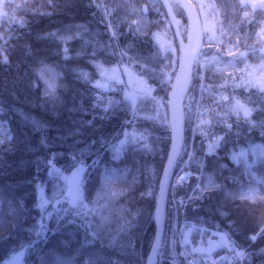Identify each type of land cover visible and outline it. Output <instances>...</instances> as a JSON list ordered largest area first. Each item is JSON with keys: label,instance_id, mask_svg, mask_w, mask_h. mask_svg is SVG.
Returning a JSON list of instances; mask_svg holds the SVG:
<instances>
[{"label": "trees", "instance_id": "16d2710c", "mask_svg": "<svg viewBox=\"0 0 264 264\" xmlns=\"http://www.w3.org/2000/svg\"><path fill=\"white\" fill-rule=\"evenodd\" d=\"M6 1L7 15L0 18V109L3 110L0 115V123L3 122L0 127V190L3 192L0 260L9 258L14 250L23 249L24 264H32L31 260H37L42 252H48V257L55 260L66 257L72 264H143L156 227L151 223L141 230L136 225L134 232L133 221H128V217L140 219L145 216L143 208L147 204L141 199L140 190L146 184L157 187L165 166L171 136L167 117L156 123L152 111L158 107L161 100L158 96L162 95L160 112L167 115L172 83L169 77L174 75L179 62V54L174 48L177 41L160 1L151 2L153 9L146 25L143 21L132 20L131 0H23L16 14L13 13L16 0ZM192 1L209 5L203 0ZM242 1L245 0H213L211 7L218 9L225 34L230 33L231 41L225 43L224 51L235 54L239 60L253 62L263 45V37L256 41L254 35L264 32V13L258 20L252 18L253 13L246 15ZM100 4L108 18H104ZM140 16H143L141 12ZM235 35L240 36L239 43L233 40ZM161 41H165L164 46ZM117 55L118 62L129 66L136 78L134 85L130 81V86H141L137 92L140 94L138 109L131 105L129 89H124L126 80L103 81V76L96 74L104 66H119L115 63ZM97 62H102V66H97ZM211 72L208 71L211 83L205 84L209 92H203V103L209 104L212 100L210 88L218 87L212 84ZM198 73L199 69L193 75L190 93L184 101L186 130L190 127V108L194 103L187 95H198ZM104 86H108V90ZM246 87L243 84L233 92L235 95L245 90L243 104L240 101L239 105L231 103L236 97L233 96L231 101L212 105V122L207 123L205 119L206 127L201 126L193 138L189 136L185 140L183 150L190 154L188 167L197 169L204 161V181L212 174L219 183V188L202 191L190 204L188 216L225 231L231 239V252L239 254V264H264V227L261 219H256L259 214L247 200L240 203L241 207L235 204L238 197L231 203L223 198L229 188H239L250 177L257 173L260 176L264 171V157L256 158L259 152L253 148L249 147L250 155L255 157L253 165L247 164L250 163L247 160L236 164L232 159L234 153L247 143L256 141L264 146V135L254 130L264 129L263 89ZM146 91L158 95V104L152 107L154 96L145 95ZM146 110L151 114H146ZM201 110L204 112V107ZM245 112H250V116H245ZM135 126L140 134L133 135L132 139L141 142L143 148L133 153L132 162L127 163L132 167L125 171V161L119 163L111 159V154H105L109 153L106 147H110L112 153L111 147ZM208 129L210 133L224 132L226 140L217 153L204 157L203 135ZM78 166L85 167L84 191L86 182H93L91 194L99 184L115 185L107 181L108 173L112 178L119 174L126 176L123 181L120 179L122 183H116L121 185L124 193H114L117 196L112 202L115 205L117 202L118 206L113 226L104 231L108 237L101 235L102 230L97 228L92 216L80 220L77 212H73L77 216L74 224L65 221L55 229L53 223L48 222L46 229L38 231L41 225L38 212L45 202L42 199L45 197L48 204L56 202L49 195V183L46 184L56 174L53 169L59 171V176ZM244 167L252 171L246 173ZM261 181L264 183V178ZM156 195L157 192L151 193V203H155ZM22 202L28 217L20 207ZM57 205L59 211L61 203ZM243 205L252 209L251 214L245 213ZM121 229H127V234L119 235ZM19 230L28 236L21 238L19 235L16 240ZM44 231L48 233L39 237ZM121 237H124L123 242ZM118 242L124 245V253L108 246ZM165 256L168 258V254ZM163 264L171 263L165 259Z\"/></svg>", "mask_w": 264, "mask_h": 264}, {"label": "rangeland", "instance_id": "374dc122", "mask_svg": "<svg viewBox=\"0 0 264 264\" xmlns=\"http://www.w3.org/2000/svg\"><path fill=\"white\" fill-rule=\"evenodd\" d=\"M154 0H147L144 1L143 3H138L136 0H131L132 8L131 12L133 13L132 15V20L134 21H143V23L146 25L148 24V16L149 13L153 8L151 5V2ZM161 3V7L164 9L165 15L167 16L168 21L171 23L172 26V32L173 36H175V39L177 43L175 44V49H177V53L179 54V60L181 58V45L177 40L176 32H175V26H174V19L172 20L169 17V14L164 6V3L162 0H159ZM206 4L209 5H199V2L194 3V5L197 7L199 10L200 16H201V21H202V28H203V45L202 49L200 50V53L196 57V68L199 69L198 78L200 81L199 85V90H198V95H187V99L193 98L194 103L193 106L190 108V114L192 116L191 122H190V127L188 130L185 129V140L189 138L194 137V133L197 132L198 130H201V126H204L203 128L206 127L207 123H211L214 117L211 116V111H212V105L216 106L219 103H225L228 101H231V98L233 96L234 101L231 102L233 104L239 105V101L243 104V96L245 94V90H241L239 93L235 94L236 91H238L243 84H246V88L250 87H259L261 90L263 89V94H264V32H260V35H254V40L259 41L262 37V46L261 49L258 51V58H256L253 62H250L248 60L240 59L236 60L235 58H230V53L225 52L224 49L226 48L225 43H228L231 41V38L229 39L230 33L225 34V25L223 22L220 20V15L218 9H215L211 7L213 5L212 1L213 0H203ZM23 0H16L15 4H13V13H17L19 7L21 6ZM49 2H53L52 0H49ZM173 11L175 13L176 19L179 24V28L181 31V34L183 35L184 39L187 40L188 38V29H189V20L188 16L185 13L182 5L178 0H169ZM264 0H245L244 2L242 1L243 6L245 7L243 10V13L246 15H249L250 13H253L254 19L258 20L260 17H262L264 13V6L263 5ZM238 7L240 6L239 4L237 5ZM101 10L103 12L104 18H108V14L104 9L102 8L100 4ZM158 7V5L155 7V9ZM255 10L254 12H252ZM12 11V10H11ZM140 12L143 15L142 17L140 16ZM7 15V1L6 0H1L0 2V18L2 16ZM147 18V19H146ZM245 18V17H244ZM147 20V21H146ZM228 26H230L228 24ZM236 37L233 38V40H240V36L235 35ZM253 37V35H252ZM163 40V38H162ZM239 43V41H238ZM161 45H165V41H161ZM119 56H116V59ZM115 63H119V66H104L102 76L104 79L103 81L111 80L112 81H118L122 82L125 81L124 89H129L127 91V94H130V100H131V105H133L134 109L137 108V103L140 101L139 95L137 92L138 90L140 91L141 86L134 87V82L136 78L133 75V72L129 69V66H126L125 64H122L121 62H118L120 58L117 59ZM125 60V58H124ZM106 64V62H105ZM179 64V62H178ZM212 65V66H211ZM207 66L211 67L209 70H211V79L214 81L212 84H217V88H210V95L211 97V103H203L204 101V94L203 92H209L207 86L205 84L211 83L208 78V68ZM174 73L176 75L177 73ZM208 70V71H207ZM173 76H170L169 79L172 80ZM130 81L133 82V85L130 86ZM222 83V84H220ZM107 84V82H105ZM172 84V83H171ZM194 86V85H193ZM172 87V85H171ZM214 87V86H213ZM105 90H108V86L103 87ZM193 88V87H192ZM261 90H258L261 92ZM171 91V88H170ZM170 91L168 94V99H167V105L169 104V97H170ZM152 92V91H151ZM234 92V93H233ZM145 95L151 96V98L154 96V101L151 99V105L152 107L157 103V96L154 93L148 94V92H144ZM190 93V90L189 92ZM142 94V93H141ZM254 94V93H253ZM256 94V93H255ZM156 95V96H155ZM159 101L158 107L154 108V121L156 123H160L159 119L163 120V118L167 117V123L169 126V133H170V145L168 146L167 149V156L165 158V163L167 162L168 159V154L169 150L171 148V144L173 142V135H172V130H171V125H170V119H169V111H167V115L165 113L160 112V109L162 110L163 108V97L162 95L158 96ZM263 99V97H262ZM242 100V101H241ZM264 101V100H261ZM205 102V101H204ZM256 102V100L254 101ZM190 104V102H188ZM211 105V106H209ZM201 107H204V112H202ZM232 107V105H231ZM138 109V108H137ZM203 109V108H202ZM224 110V108H223ZM151 114V111L146 110V114ZM163 114V116H162ZM189 114V116H190ZM185 116V115H184ZM245 116H250V112H245ZM244 118V117H242ZM207 121L205 124L204 121ZM203 124V125H202ZM3 125V122L1 121L0 127ZM262 126V125H261ZM260 128V127H259ZM257 128L254 129L257 131L258 134L264 135V129L262 128ZM259 129V130H258ZM243 133V132H242ZM242 133H240L242 135ZM138 135L139 133V128L138 126H135V128L130 129L127 133L124 134L123 138L117 143V145L111 147L112 153H110V147H106L107 152L105 153L106 155L109 156L111 154V159H113L116 162H123L125 161L124 164H127L128 162H132L133 160V153L137 151L138 149L143 148V145L140 144L141 142L135 141L132 139L133 135ZM244 135V134H243ZM204 136V154H212V153H217L219 148L221 147L222 143L226 140V135L222 131H217L216 133H210L209 129L205 132ZM140 145V146H139ZM249 147L253 148L255 152H259L257 154V157H264V146L259 143V142H253V143H247L245 147H241V149L237 150L236 153H234V157L232 158L236 164H238L241 161L247 160L250 163V165H253L254 163V156H251L249 152ZM256 155V153H255ZM253 157V158H252ZM161 159V157L159 156ZM162 160V159H161ZM187 160V162L190 161V154L187 153L185 154V150L181 152L179 155L178 161L181 164L184 163ZM162 162V161H160ZM246 164V165H247ZM262 164H264V161H262ZM132 164L129 163L124 166L125 171H128L132 166ZM188 165V163H187ZM185 165V166H187ZM104 166H106L107 170V163L104 162ZM255 167V166H254ZM263 167V166H261ZM79 168H74L73 170L67 171V172H61V175L57 176V172H59L56 169H53L56 174L51 178L49 183V195L54 199V201H58V203H61L62 208L57 212V218L58 221L54 218L52 219L51 222L55 223V225H52L56 228H59L61 223H64L65 221L68 220H75L77 219V216L73 215V212L76 213L75 208L78 210L76 214L79 215L78 219L83 220V218H87L88 216H92L93 220L96 222L97 228L102 230L101 235L108 237V235L104 234V231H108L109 228L113 226L114 222V212L117 209V202L116 205L113 204V197L117 196L114 193H118V191H121L120 193H124V190L121 189V185H117L116 183H122L124 177H126L123 174H119L117 177L112 178L111 174L108 173L107 176V181L115 183L114 186L110 185H102L99 184V186L93 191V194L89 193L91 188L93 187V182H86L87 188L85 187V191L83 188V178L84 174L83 172H80ZM180 168L177 167V170L179 171ZM51 170V171H53ZM176 170V171H177ZM234 170V169H233ZM243 171L248 173L249 171L251 172L252 169L249 170L248 167H244ZM235 173V171H234ZM260 176L257 173L255 177H250V180L245 182L244 185H240L239 188L238 186L235 188H229L227 192H225V195L223 198L228 199V201L233 202L236 197L239 199L235 201V204L241 206V202L247 200L249 202L250 207H254V211L259 214V216H256V219L259 221L261 226L264 227V197L262 196V185L259 183L261 181V178H264V171L260 172ZM251 176V174H249ZM205 175L202 174L200 177L199 174H195L193 178L191 179L192 181L190 182L193 185H190V187H184L180 186L177 184H174L171 188V191L169 190V197H168V206L166 207V218L167 221L165 222V229H164V243H163V248L166 250L164 254H168V258H161L163 255H159V258H157L156 264H163V260L169 259L171 264H179L180 259V249H181V243L184 240V237L182 238L183 231L181 232L179 230L180 226L177 228H170L171 223L175 222L177 218V213L178 211H184V208L187 205V200L186 199H181V197H185L189 195L191 197V192L194 187L195 193L194 195L189 199V205L194 202L195 197L197 198V193L199 191H203L207 188H219V183L215 180V177L212 174H209L204 181ZM258 178V179H255ZM120 179L122 181H120ZM116 180V181H115ZM130 179L127 177V182ZM208 182V183H207ZM262 182V181H261ZM160 184H161V177L158 180V185L157 187H153L152 185L150 186L149 184H146L145 187H142L140 190V195L141 199L145 201L147 204V207H144V212L145 216L141 217L140 219L137 218V216L133 218L128 217V221H133L131 224L132 229L134 228V232H136V225L139 226V228H144L146 229V225L148 224H153V226L157 227V222H158V213H159V193H160ZM262 184H264L262 182ZM89 186V187H88ZM144 188V189H143ZM188 188V189H187ZM87 189V191H86ZM135 189V187H134ZM238 190L237 193L235 191ZM85 192L87 193L85 196ZM156 193V201L155 203H151V193ZM190 193V194H189ZM44 195V194H43ZM249 198V199H248ZM53 201V202H54ZM78 204H84L85 207L78 206ZM178 206V209L175 210V208ZM78 206V207H77ZM116 208H115V207ZM242 207V206H241ZM82 208V209H81ZM230 208V207H229ZM243 208L246 214H251L250 211H252L251 208L243 205ZM256 208V209H255ZM120 208L118 207V210ZM90 213V214H89ZM1 216V215H0ZM263 216V218H262ZM243 217V216H242ZM189 220H191L190 217ZM3 218H0V220ZM142 220V221H141ZM194 221V224H199L205 226V224L200 223L196 220H191ZM177 224L178 221H176ZM259 223V222H258ZM181 225V224H180ZM211 227V226H209ZM131 228H129L130 230ZM116 230V229H115ZM127 229H121L119 235H125ZM143 232V231H142ZM205 234V233H204ZM182 235V236H181ZM197 236L196 238H198ZM111 238V237H110ZM124 237H121V242H123ZM2 240H0L1 242ZM117 245V247H116ZM110 249L118 251L119 253H124L122 250V246L120 242L117 244H108ZM115 246V248H111ZM149 253V252H148ZM9 258L6 260H0V264H24V250H14L12 253L9 254ZM49 253H40L38 257L36 258L37 260H34V258L31 260L32 264H57V260L51 259L48 257ZM189 256V255H188ZM195 257V255H193ZM63 260H66L68 264H72L70 260L66 259V257L60 258ZM188 259H192V257H188ZM53 260V261H52ZM148 261V254L143 258L142 262L143 264H147ZM239 264V261L238 263Z\"/></svg>", "mask_w": 264, "mask_h": 264}, {"label": "water", "instance_id": "95a60500", "mask_svg": "<svg viewBox=\"0 0 264 264\" xmlns=\"http://www.w3.org/2000/svg\"><path fill=\"white\" fill-rule=\"evenodd\" d=\"M164 6L169 14V17L173 20L175 26V32L177 40L181 45V58L178 66L176 75L173 78L172 87L169 97V119L173 135V142L171 144L170 152L168 155L167 163L164 167L160 193H159V213L158 222L156 228L155 239L153 247L148 256L147 264H156L158 252L162 245L164 229H165V218H166V207L167 198L169 193L170 183L173 177L175 165L177 159L181 153L185 136H184V100L186 90L193 73V66L196 56L202 49L203 45V28L199 10L191 0H178L182 5L185 13L189 20L188 38L184 39L181 34L178 21L176 19L173 8L169 0H162ZM194 34V43L192 44V38ZM155 249V251H154Z\"/></svg>", "mask_w": 264, "mask_h": 264}, {"label": "bare ground", "instance_id": "6f19581e", "mask_svg": "<svg viewBox=\"0 0 264 264\" xmlns=\"http://www.w3.org/2000/svg\"><path fill=\"white\" fill-rule=\"evenodd\" d=\"M0 2H1V0H0ZM194 34H193V38H192V44L194 43ZM231 58H235L236 60H239V57L238 56H236L235 54H233V56L231 57ZM96 65L97 66H102V62H97L96 63ZM102 72H103V69L102 68H100V69H98V71L96 72V74H99V75H101L102 76ZM1 73H2V70L0 69V75H1ZM84 75H86V73H84ZM212 155H214V153H212V154H209V153H207V156H212ZM204 161L202 162V164L197 168V169H192V170H195L196 172H198V173H200V174H204ZM80 166H78L77 168H79ZM173 180H171V182H172ZM172 188V186L170 187V189ZM196 191H194L193 192V194H192V196L194 195V193H195ZM202 194V191H199L198 193H197V198L200 196ZM196 197H195V199H197ZM42 200H45V202H43L42 203V207H40V210H39V212H38V220H39V222L41 223V225L39 226V228H38V231H41V229L42 230H44V229H46L47 227L46 226H48L47 225V223L48 222H51L52 221V219H56L57 221H58V218H57V212H58V201H56V202H54V203H49L48 204V202H46L47 200H46V198L44 197ZM25 203L24 202H22L21 204H20V207H22L23 208V210H24V212H26V208L25 207H23V205H24ZM78 206H81V207H85L84 206V204H78ZM77 206V207H78ZM82 209V208H81ZM75 211L76 212H78V210L75 208ZM24 216L25 217H28L29 216V214H28V211L26 212V213H24ZM187 218L185 217V216H181L180 217V220L181 221H184V220H186ZM69 221V220H68ZM167 221V218H165V222ZM51 223H53V222H51ZM179 223V222H178ZM62 224V223H61ZM60 224V225H61ZM53 225H55V223H53ZM180 226V228H182V225H180V224H173V223H171V227L170 228H177V227H179ZM15 230V229H14ZM67 232H69L68 230H67ZM16 233V232H15ZM17 233H19L18 234V236L15 238L16 240L19 238V235H20V237L21 238H23V237H27L28 235L26 234V233H23V230H19V231H17ZM48 232H46V231H44V232H41L40 234H39V237H41V236H43V235H45V234H47ZM216 234H219V236H220V239H222V241L223 242H226V243H228L229 242V240H227L226 239V235L225 234H223V233H219V232H215ZM10 234V233H9ZM155 234H156V232H154V239H155ZM36 235V234H35ZM7 236H10V235H7ZM34 239H36V238H34ZM59 239V238H58ZM154 239H153V242H154ZM216 240H218V239H216ZM153 242L151 243V248H150V250H149V253H148V256L150 255V252H151V250H152V247H153ZM163 243H164V236H163V241H162V245H161V247H160V249H159V252H158V257L157 258H159V255L161 256V255H163L161 258H166L167 256H165L164 255V252L166 251L164 248H163ZM216 244H217V242H215V243H213V242H211V247L212 248H214L215 246H216ZM196 251V249H194L193 250V253H187V252H184L183 254H182V252L180 251V258L182 257V255L184 256V260H187L188 259V257L189 256H192V255H195V252ZM199 252L200 253H202L203 252V250H199ZM189 255V256H188ZM212 255V252L210 251V252H208V256H207V254H204L203 256L204 257H209V256H211ZM219 256V258H222L223 260H225V261H230V256L229 255H218ZM182 260H183V258H182ZM182 260H180L182 263H184ZM231 262V264H236L233 260L232 261H230ZM202 264H205L204 262H202Z\"/></svg>", "mask_w": 264, "mask_h": 264}, {"label": "built area", "instance_id": "2783aa9c", "mask_svg": "<svg viewBox=\"0 0 264 264\" xmlns=\"http://www.w3.org/2000/svg\"><path fill=\"white\" fill-rule=\"evenodd\" d=\"M183 228H185V231H184V240L182 241V249H181L182 254L184 252L193 253V250L196 249V251L194 252L195 257H193V255L189 256V257H192V259L184 260V256L182 255V258L185 264H202V262H204L205 264H231L230 261L232 260L235 262L234 258L231 256H230V261H225L222 258H219V256L215 257V252L219 248H221L225 242L221 243L220 239L215 240V239L209 238L208 244L206 246L201 242H199L198 244H195L192 241V237H191L193 229L195 228V225L193 224L189 225L188 222H185L183 223ZM211 242L213 243L217 242L214 248L211 247ZM200 249L203 250L202 253L199 252ZM210 251L212 252L211 256L209 257L203 256L204 254H207L208 256V252Z\"/></svg>", "mask_w": 264, "mask_h": 264}, {"label": "snow or ice", "instance_id": "6c2138e0", "mask_svg": "<svg viewBox=\"0 0 264 264\" xmlns=\"http://www.w3.org/2000/svg\"><path fill=\"white\" fill-rule=\"evenodd\" d=\"M2 113H3V110L2 109H0V115H2ZM44 141L42 140V143H43ZM82 163V162H81ZM93 166H95V162H93ZM79 171L80 172H83V171H85V167H81L80 169H79ZM0 203H3V192H2V190H0ZM9 208L11 209V203H9ZM68 223L69 224H74L75 223V220H69L68 221ZM85 227L87 228V227H91V225H85ZM94 234H96L95 232H94ZM88 242H90V241H86V243H88ZM154 251H155V249H154ZM243 254H241V256H242ZM57 264H68V262L66 261V260H63V259H58L57 260Z\"/></svg>", "mask_w": 264, "mask_h": 264}]
</instances>
